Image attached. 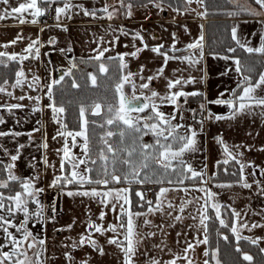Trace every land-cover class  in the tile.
I'll use <instances>...</instances> for the list:
<instances>
[{
  "label": "crops",
  "instance_id": "obj_1",
  "mask_svg": "<svg viewBox=\"0 0 264 264\" xmlns=\"http://www.w3.org/2000/svg\"><path fill=\"white\" fill-rule=\"evenodd\" d=\"M63 2L64 0H59V4H54L53 8L63 6ZM125 2L127 3V1ZM71 3L73 5H83L88 9H101L105 4L120 7L119 0H71ZM230 3L233 9L238 12L241 8H253L260 11L254 0H247V2L245 0H231ZM9 4L18 6L17 0H9ZM40 6L46 8L48 4L41 3ZM6 7L8 6L0 4V10ZM185 7L196 11L185 12L183 11ZM172 8L167 7V4L163 10H158L152 5L141 7L140 4H134L131 17H127L124 14L125 10L121 8L112 20H108L103 12H97V17H105L100 19L84 16L79 7H74L69 10L68 14L62 15L59 21L49 23L41 22V17L38 18L36 24L30 22L20 24L18 20L13 18L0 20V51L9 54L15 52L21 55H29L28 60L20 62V67L24 68L29 83H31L33 74L40 77V85L35 87V90L28 88L26 84L18 88H11V84H9L6 87L13 95L8 96L7 93H0V104L22 103L25 105L22 109L11 111L0 107V117L4 119V123L0 124V131L10 133L8 136L0 137V162L4 165V168L7 164L14 163L15 167L12 171L22 179L38 177L34 181V186L44 190L37 197L40 205H43L42 218L33 215V220L30 223L33 229L32 233L46 241V251L42 254V259H46L47 264H68L63 255L65 251L70 252L74 257L72 264H78L80 260H87L88 264H122L123 261V253L120 249L116 245L107 243L111 237L123 241V235H117L110 231L101 234L89 228L90 222L100 224L104 228H107L108 224L117 223L116 216L118 213H114L110 208H105L98 203V200L90 197L67 195L69 191L84 190L81 186L72 184L50 186L55 177L66 174L60 170L59 162L62 152H58L63 148L65 140L57 136L58 131H66V129H61L60 125L52 120L50 110L33 112V101L28 99L19 101L17 99L20 95L41 96L40 106L48 104L49 100L44 95L46 91L44 85L55 78L57 70L66 71L70 67V61L77 58L87 59L90 55H94L92 50L100 44V37H103L104 47H110L109 41L113 39V35L119 37L113 50L106 53V56H115L118 52L134 51L133 45L143 47L138 39H133L134 34L140 32L144 37V43H147L149 47L135 58L128 57L127 61L129 70L133 72H138L140 66L143 65L145 68L143 75L146 77L153 75L158 68L164 66L163 58L151 52V47L163 44L165 46L164 50L168 51L173 42L172 34L175 33L176 46L182 50L175 54L186 55L188 53L184 51L185 46L190 42H194L203 34L205 56L197 68H190L180 61H169L164 72V77L167 78H174L181 74L185 78L189 74L195 76L196 82L184 85L183 88L185 91L199 90L204 94L202 97L187 98L188 102L186 104H184L183 98L180 101L184 108L182 112L183 119L180 120L178 117L177 122L191 126L196 130L197 138H199L198 147H203L206 150L201 158L187 156L185 163L191 164L195 170L205 173L203 181L206 182L208 188L218 194L217 200L222 206H229L240 211L241 218L249 224L252 222L264 224V218L255 214L264 209V193L253 183L254 180H260L261 186H264V175L260 173V169H264V117L259 115L261 109L255 108L252 113H239L232 119L216 120L215 115L227 117L231 110L225 105L206 104V110L203 112L207 116L210 112L212 118H208L202 126L201 123L191 117V111L189 110L204 103V97H207V100H215L220 96V93H224V98H231L233 89H236L238 93L240 89L237 88V84L241 80V74L235 71L234 60L239 59L246 68L251 67L253 71L250 75L255 79L258 78L260 71H264V55L250 54L240 48L236 42L235 47L248 55L249 58L246 61H242L237 53L229 55L206 52L205 30L207 20L205 17L196 15V12L204 11L203 7L194 0L190 6L184 5V7L179 8L180 11H173ZM240 16L231 18L230 34L231 28L236 26L241 42L251 47H258L261 43L260 36L264 34V23H261V21H264V13L260 16H253L240 12ZM28 19L30 20L31 17H28ZM58 23L61 27H57ZM109 25H111V28H109ZM201 25H203V28H201ZM120 28H123L127 35L121 33ZM17 35L23 36V39L16 45H11L9 42L15 39ZM34 39L39 40L36 45L40 48L38 59L32 58L34 51L32 54L23 52L28 43ZM50 40L55 42L49 43ZM5 44H8V47H4ZM69 47L72 49L71 52L67 51ZM235 47L232 46L231 48ZM61 49L65 51L61 52ZM226 56L230 59H224ZM175 69H181L182 73L175 72ZM137 83H139V79H137ZM150 86L162 95L166 92V80L164 78L153 80ZM128 89L131 93V88L128 87ZM258 94L264 95V91L258 90ZM161 110L165 113H171L173 106L163 104ZM37 127L40 128V131L33 132V129ZM181 131L183 132V129ZM12 132H19L21 135L13 136L11 135ZM53 137L56 138L53 139ZM217 137L223 140V144L218 142ZM45 141L48 144L47 149L43 147ZM21 145H23L22 148ZM225 145L245 165L258 166L246 167L245 169L246 179L253 184L252 188H243L238 181L209 180V177L215 173L219 162L225 159L231 160L224 152ZM17 150H19L18 159L13 162L10 156L17 155ZM210 150L212 156L208 154ZM45 158L48 161L47 165L44 163ZM238 166L240 167L239 164ZM253 171L256 172L254 177L251 175ZM200 184L201 181L164 185L163 187L171 189L163 205L165 212L149 214L148 218L152 221L151 226L144 225L142 217L136 218L140 226V232L144 234L149 231L156 233L155 237L148 238L139 244L140 251L134 257L136 264H144L146 257L141 253L145 250L161 261L172 259L174 253L178 258L177 264H187V261L183 259L185 254L182 251L186 246L185 240L194 242L195 239H203L204 236L202 227L199 226L198 212L204 203V194L196 190ZM219 184H232V187L220 188L217 187ZM112 186L125 187L127 185ZM92 187L98 186H84V188L89 189ZM154 194L147 193L146 195V199L153 201V206H155ZM169 201L173 205L172 208L167 206ZM187 201H191V203H186ZM182 204L185 205V210L180 212L179 209ZM32 205L34 211L35 208L39 207L33 202ZM53 206L56 208L55 214L52 212ZM102 210L106 212L104 220L99 219ZM132 210L134 212L147 211L146 207L142 209L132 208ZM209 210L215 215L211 208ZM169 211L173 213V217L181 215L183 219L174 221L173 217L167 216L166 213ZM222 211L224 212L223 218L228 222L231 219L228 208H222ZM192 217H197V219L193 220ZM68 225H72V227L68 228ZM157 225H165V227L161 229ZM168 225L172 226L168 227ZM241 232L245 236L261 237L257 246L259 248L264 247V228H255L251 231L242 229ZM177 233H181V235L178 237ZM82 234L91 235L92 239L96 240L98 246L103 249V254L89 244L73 249L72 244L74 242L78 243ZM157 244L164 247V252L153 248V245ZM205 248H208V245H200L195 248L194 252L190 251L187 254L193 259L194 264H203ZM168 249H171V253L168 252ZM262 254L264 256V253Z\"/></svg>",
  "mask_w": 264,
  "mask_h": 264
},
{
  "label": "snow or ice",
  "instance_id": "obj_2",
  "mask_svg": "<svg viewBox=\"0 0 264 264\" xmlns=\"http://www.w3.org/2000/svg\"><path fill=\"white\" fill-rule=\"evenodd\" d=\"M194 0H183L184 5H191ZM197 4L201 7L205 6V0H195ZM231 2V0H229ZM41 3L48 4L52 7L54 4L58 5L59 0H17L18 6H11L9 0H0V4L6 5L8 7L0 10V20L7 18H13L18 20L20 24L25 23H38V18L45 15L47 9L41 7ZM255 5L259 6L260 11L253 8H241L240 12H245L253 16H260L264 13V0H254ZM172 8V3L167 2V0H147L144 3L140 0L141 7H148L152 5L158 10H163L165 5ZM120 7H114L109 4H105L101 9H88L83 5H73L71 0H64L63 6H55L54 11L56 14L57 21L60 20L62 15L68 14L69 10L74 7H79L84 16H92L95 18L103 19L105 17H97V12H103L108 20H112L114 16L124 9V14L127 17L133 15L132 9L134 4L132 2H125V0H119ZM111 9V10H110ZM173 11H180L179 8H172ZM183 11H193L189 7H185ZM227 15L234 16L238 13L236 11L227 12ZM196 15L204 17L207 15V9L205 11L196 12ZM28 17H31L29 20ZM264 23V21H261ZM57 27H61L58 23ZM111 28V25H109ZM203 28V25H201ZM115 31V30H113ZM119 31L124 35L123 28ZM173 42L171 48L165 51V46L159 44L150 48V51L158 54L163 58L164 66L158 68L153 75L144 76L143 73L145 68L143 65L140 66L138 72H133L129 70V64L127 61L128 57L135 58L139 53L147 49L149 46L144 43V37L140 32H136L133 39H138L143 47H136L134 51L130 52H118L115 56H106L113 50L116 41L119 40L118 36L113 35V39L109 41L110 47L103 46V37H100V44L97 48L93 49L94 55L88 57L89 61L97 62L98 72L100 74H106L109 72L110 65L105 63L106 61L112 62L117 70L116 83L114 85L115 91V103L107 104V114L105 119V124L100 125L104 128L105 125L115 126L118 128V132L112 130H106L103 135L99 138V143L102 145L98 151L95 150V145L92 138L89 136L88 126L90 121L88 120V110L91 108L92 115H100L102 105L100 103H93L90 106H86L81 103L79 107V131H65L61 130L57 132V136L64 138L65 143L62 149L58 152H62L60 158V170L66 173L62 176H57L52 180L50 186H56L58 184H77L80 185L84 190H77L76 192L69 191L67 195H81L84 197H90L94 200H98V203L103 205L105 208H110L114 213H118L116 216L117 223L108 224L107 228L102 227L100 224L95 222L89 223V228L93 229L97 233L104 234L105 232L116 233L117 235H123V241L111 237L108 239L107 243L116 245L118 249L123 253L122 264H136L134 257L139 253V244L147 240L148 238L155 237L156 233L149 231L146 234L139 231V224L136 218H143V224L146 226H151L152 221L148 218L149 214L165 212L164 202L167 199V194L171 190L168 187H159V190L155 192V206H153V201L146 199V193L140 188L133 187L134 185L144 186L148 184L163 185L165 181L168 184H173V180L169 179L171 175L179 177L176 181L178 184H183L185 179H193L201 181L200 186L196 189L204 194V203L201 205L199 212V226L202 227L204 236L203 239H195L194 242L185 240V247L183 248V253L185 254L183 259L187 261V264H194L192 258L187 254L195 251V248L200 245H209L208 237V221L212 219L208 214V209L211 208L215 213V220L219 222V225L223 229H227L231 232L232 236L237 242L243 240L248 241L252 245H258L261 237H252L242 235L241 230L247 229L251 231L255 228H264V224L259 222H249L241 218V212L229 206H222L217 200L218 194L213 192L210 188L206 186V182L203 181L205 173L203 171L195 170L191 164L185 163L183 156L186 152L197 150V131L191 126L184 125L177 122V118L183 119L182 112L184 111L183 105L181 104V98L184 99V104H186L187 98L190 97H202L204 96L199 90L185 91L183 86L194 84L196 82V77L189 74L187 78L183 74L176 76L174 78L164 77L165 66L169 61H180L185 63L190 68H197V66L203 61L205 52L203 44V34L196 39L194 42H190L185 46L184 51H187L186 55H176L175 53L182 51L176 46V35L172 34ZM231 38L235 41L240 48L248 53H256L264 55V34H261V43L258 47L248 46L246 43L241 42L238 37V29L236 26L231 28ZM23 39V36L17 35L15 39H12L9 43L11 45H16L19 41ZM54 40H50L49 43H54ZM39 43L38 39L31 40L27 47L23 49L24 53L32 54L34 51L33 59H38L40 56V48L36 47ZM8 47V44L3 45ZM64 52V49L60 50ZM68 52L72 49L69 47ZM229 52H234V48H229ZM171 53V54H170ZM29 55H21L19 53L13 52L9 54L5 51H0V64L5 67L8 66V62H23L28 60ZM224 59H230V57H224ZM84 62V61H82ZM234 63L236 65L235 71L241 74V80L237 84V88L240 91L237 93L236 89L232 90L231 98H224L225 94L220 93V96L215 100H207L204 97L205 102L199 105L201 112L206 110V104H216L225 105L231 112L229 116L215 115L216 120L232 119L239 113H252L255 108L261 109L259 115L264 117V95L258 94V90L264 91V71L258 73V78L253 79L250 73L253 71L251 67L246 68L241 64L239 59H235ZM77 68V64L70 61V67L63 72L59 79H51L49 83L44 85L46 91L44 95L49 100V103L43 106L41 105V96L32 95H20L17 97L19 101L28 99L33 101V112H40L42 110H50L52 114V120L60 125L61 129H66L67 125L63 122V114L66 109L63 104H57L53 98L54 96V86L60 85L65 77L72 76V70ZM175 72H181V69H175ZM249 73V74H245ZM14 82L11 83V88H18L22 85H27L28 88L34 89L40 85V77L33 74L31 77V83L28 82V77L21 66L17 68L14 73ZM164 78L166 80V92L161 94L160 92L151 88V82L155 79ZM2 83H0V93H7L8 96L13 94L8 91L7 85H9V79L3 78ZM87 79L91 82L93 86L97 85V75L95 73H87ZM139 79V83H137ZM72 88H80V84L73 79L71 83ZM126 87L131 88V93L125 91ZM168 104L173 106V111L171 113H165L161 110V105ZM0 107L7 108L9 111L13 109H22L25 107L22 103L14 104H0ZM190 111H195L191 110ZM209 119L212 118V114L209 112ZM4 123V119L0 117V124ZM40 123L39 121L37 122ZM95 124V121H91ZM201 126L203 121H200ZM183 129V132L181 131ZM40 131L37 127L33 129V132ZM9 132L0 131V137L8 136ZM151 134L154 138L153 143L143 142V136ZM13 136H20L19 132H12ZM30 135V134H29ZM118 137V141L113 142L111 138ZM56 137H53L55 139ZM71 141L69 142V139ZM77 138L82 139V143L78 142ZM219 143L223 144V140L217 137ZM79 146L81 149V155H76L72 148ZM21 148L23 145L20 146ZM43 147L47 149L48 144L45 141ZM6 151V150H5ZM224 152L231 160L239 164V180L238 183L241 184L243 188H252L253 184L249 183L246 179L245 169L246 167H258L254 165H245L229 151L228 147L225 145ZM19 150H17V155H11V161L15 162L18 159ZM95 153V158H94ZM178 162L179 166L176 163ZM45 165L48 164L47 158L44 159ZM223 163L227 165L229 159L223 160ZM91 164L95 167H89ZM70 165V169L68 166ZM81 166H84L83 168ZM15 167L14 163H9L5 166V171H7V180H0V188H9V181L18 182L20 191H15L14 195L4 196L0 193V233H2V238L4 243H0V264H47L46 259H42V254L46 251L45 244L46 241L43 238H38L33 235V233L27 227L29 220L33 215L41 217L43 215V205H40L37 199L38 194L42 193L44 190L39 187L34 186V181L38 177H32L27 179H22L21 177L15 175L12 169ZM93 173H95V178H93ZM260 173L264 175V169H260ZM190 174V175H188ZM215 175V173H213ZM235 175V173H234ZM251 175L254 177L256 172L253 171ZM260 191L264 193V186H261L260 180H254ZM96 185L98 187L84 188L85 185ZM125 184V187H113L112 185ZM102 186V187H100ZM217 187L220 188H231L232 184H219ZM186 190V189H184ZM133 196L138 198L141 202L140 207H146L147 211H136L132 210L134 200ZM8 201L6 204L5 201ZM36 203L39 205L40 210L33 213L30 211L29 202ZM186 203H191L187 201ZM168 208H172L171 202H168ZM228 208L230 212L231 219L226 222L223 218L224 212L222 208ZM185 210V205L180 206L179 211L183 212ZM52 212L55 214L56 208L52 207ZM17 213H23V220L18 223H13ZM167 216L173 217L172 212H167ZM256 215L262 216L264 218V209L261 212L255 213ZM106 216L105 211H101L99 214V219L104 220ZM174 221H181L183 217L181 215H175L173 217ZM193 220L197 217H192ZM172 225H168L171 227ZM72 225H68L71 228ZM157 227L163 229L165 225H157ZM10 229H15V233H19L18 237ZM181 233H177L179 237ZM218 235L222 237L224 241H229L230 237L224 235L218 231ZM85 244L91 245L92 248L97 249L103 254V249L97 244V241L92 239L91 235H81L79 237L78 243L74 242L72 248L83 246ZM166 247V245H165ZM154 249L164 252V247L161 245H153ZM33 250V256H29L27 250ZM235 251L240 254L242 260L248 262V264H253L254 257L248 252L243 251L242 248L237 244ZM171 253V249H168ZM260 253H264V247L259 248ZM146 257L144 264H177L176 254H172L173 258L161 261L155 256H151L147 250L141 253ZM65 260L68 264H72L74 257L68 251L63 253ZM205 259L203 264H224V261L220 258L218 248H205L203 252ZM78 264H88L87 260H80Z\"/></svg>",
  "mask_w": 264,
  "mask_h": 264
},
{
  "label": "trees",
  "instance_id": "obj_3",
  "mask_svg": "<svg viewBox=\"0 0 264 264\" xmlns=\"http://www.w3.org/2000/svg\"><path fill=\"white\" fill-rule=\"evenodd\" d=\"M132 2L134 4H140V0H125ZM144 3H147V0H143ZM167 2L172 3V7L182 8L184 7L183 0H167ZM207 9V15L204 16L206 18V30H205V47L206 52L208 53H224V54H238L239 58L242 61H246L248 55L246 52L239 50L236 48L235 41L232 40L230 34V24L232 22V17L240 16L237 15L230 16L227 15V12L233 11V6L229 2V0H205V6L203 7L204 11ZM235 47L234 52H229L228 49L231 47ZM84 61V62H82ZM77 64V68L72 70V76L65 77V79L61 82L60 85L54 86V100L57 104H63L65 106L64 113V123L67 125L66 131L69 130H78L79 129V107L81 103L86 106H90L95 102H100L106 106L109 103H115V91L114 85L117 82V70L112 62L106 61L110 65L109 72L106 74H100L98 72V64L94 61H89L88 58H77L74 60ZM20 67V63L18 62H8V66L5 67L3 64H0V77L8 78L9 84L14 81V73L17 68ZM92 72L96 73L97 85L93 86L90 81L87 79V73ZM75 79L81 86L80 88H72L71 83L72 80ZM0 83H2V79H0ZM8 86V85H7ZM90 121L88 126L89 136L92 138L93 143L95 145V150L98 151L102 146L99 143V138L103 135L106 130H112L114 132H118V128L115 126L105 125L104 128H101L100 125L105 124L103 116L92 117L88 116ZM91 121H95V124H92ZM113 142L118 141V137L111 138ZM143 142L145 143H153V136H143ZM95 155V153H94ZM177 164L178 162H174ZM4 165L0 162V180H5L7 178L6 171L4 170ZM235 173V175H234ZM93 175V174H92ZM190 175V174H188ZM95 178V176H93ZM173 180V184H178L176 181L179 177L175 175H171L168 177ZM210 181H238L239 180V166L233 160L229 159V163L225 165L223 161L219 162L217 165V169L215 171V175H211L209 177ZM198 180L193 179H185L184 183L188 182H197ZM12 183V181H9ZM16 183V186L19 184ZM94 185V184H93ZM168 185L165 183L161 186ZM14 186L13 188H16ZM160 185L157 184H148L144 186L134 185L133 187L140 188L147 195L150 192L153 195L155 192L159 190ZM11 188H0V192L4 193L6 190H10ZM17 189V188H16ZM134 204L133 209H142L144 207H140V201L138 198L133 196ZM208 214L213 217L210 219L208 223V237H209V247L218 248L219 255L224 264H248L242 260V257L239 253L235 251L237 244L242 248L243 251L248 252L250 255L254 257L253 264H264V256L259 252V247L257 245H252L248 241H239L237 242L231 232L227 229H223L217 220H215V215L211 210L208 211ZM218 231L224 235H228L230 237L229 241H224L220 235H218Z\"/></svg>",
  "mask_w": 264,
  "mask_h": 264
},
{
  "label": "rangeland",
  "instance_id": "obj_4",
  "mask_svg": "<svg viewBox=\"0 0 264 264\" xmlns=\"http://www.w3.org/2000/svg\"><path fill=\"white\" fill-rule=\"evenodd\" d=\"M245 2H247V0H245ZM233 11H236V10H234L233 9ZM237 13H239L240 14V12H238V11H236ZM245 16V15H244ZM238 17H241V16H238ZM96 74V73H95ZM56 75V74H55ZM56 78V77H55ZM125 91L126 92H128L129 94H130V92H129V89H128V87L127 88H125ZM90 110H91V108H89V110H88V116H89V112H90ZM102 112H103V118H104V123H105V119H106V114H107V105L106 106H104L103 105V109H102ZM88 116H87V118H88ZM80 129H78V130H76V131H79ZM69 131H73V132H75V130H69ZM147 137L148 136H151V134H148V135H146ZM69 139V142L71 141V138H68ZM78 139V142L79 143H82V139L81 138H77ZM198 140H199V138H197V150L196 151H191V152H186L185 154H184V156H183V159H184V161H185V159H187L186 157L187 156H195L196 158H201L202 156H203V154H204V152H206V150L202 147V148H199L198 147V145H199V143H198ZM211 149V148H210ZM72 151L76 154V155H81V149L79 148V146H76V147H74V148H72ZM196 152H198V153H196ZM195 153V154H194ZM208 154H211V156L213 155L212 154V152H211V150L208 152ZM210 156V155H209ZM94 158H95V155H94ZM212 158V157H211ZM210 158V159H211ZM187 162V161H186ZM89 167H95V166H93V165H91V164H89L88 165ZM82 168L84 167V166H81ZM68 169H70V165L68 166ZM93 176H95V173H93ZM9 183V182H8ZM72 185H74V186H80V185H77V184H72ZM93 185V184H92ZM14 186H16V183H14V182H12V183H9V187L11 188L10 190H6L4 193H3V195L6 197V196H8V195H14V193H15V191H19V190H21L20 189V187H19V185H17L16 186V188H13ZM85 186H90V185H85ZM115 186V185H114ZM161 186V185H160ZM0 193H2V192H0ZM37 197H39V194H38V196ZM5 203L7 204L8 203V201L6 200L5 201ZM29 208H30V211L31 212H33V213H35V211L37 212V211H39V207L38 208H35L36 210L34 211V207H33V205L31 204V201L29 202ZM0 214H4V213H0ZM23 220V213H17L16 214V217H15V219L13 220V223H18L19 221H22ZM32 220H33V216L31 217V219L29 220V223L27 224V227L29 228V230L31 231V232H33V229H32V227H31V223L30 222H32ZM39 220V219H38ZM226 222H227V220H226ZM10 231H13L14 233H15V229H10ZM18 237L20 236V234L19 233H15ZM33 235H35L34 233H33ZM0 243H4V241H3V238H2V233H0ZM29 255V254H28ZM29 256H32V255H29Z\"/></svg>",
  "mask_w": 264,
  "mask_h": 264
},
{
  "label": "built area",
  "instance_id": "obj_5",
  "mask_svg": "<svg viewBox=\"0 0 264 264\" xmlns=\"http://www.w3.org/2000/svg\"><path fill=\"white\" fill-rule=\"evenodd\" d=\"M56 19L55 11L52 9V7L47 8V11L43 17V22H51ZM194 113L199 116V111L195 110Z\"/></svg>",
  "mask_w": 264,
  "mask_h": 264
},
{
  "label": "flooded vegetation",
  "instance_id": "obj_6",
  "mask_svg": "<svg viewBox=\"0 0 264 264\" xmlns=\"http://www.w3.org/2000/svg\"><path fill=\"white\" fill-rule=\"evenodd\" d=\"M94 73H95V72H94ZM97 78H98V76H97ZM95 103H100V102H95ZM100 104L102 105V108H101V114L98 115V116H96V115H92L91 110H90L89 115H91L92 117H99V116H102V115H103L102 109H103V105H104V104H102V103H100ZM88 120H89V119H88ZM148 193H150V192H148ZM27 252H28L29 255H32V256H33V250L28 249Z\"/></svg>",
  "mask_w": 264,
  "mask_h": 264
},
{
  "label": "water",
  "instance_id": "obj_7",
  "mask_svg": "<svg viewBox=\"0 0 264 264\" xmlns=\"http://www.w3.org/2000/svg\"><path fill=\"white\" fill-rule=\"evenodd\" d=\"M61 75H62V71L61 70L57 71L56 77L60 78Z\"/></svg>",
  "mask_w": 264,
  "mask_h": 264
}]
</instances>
